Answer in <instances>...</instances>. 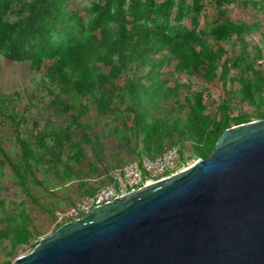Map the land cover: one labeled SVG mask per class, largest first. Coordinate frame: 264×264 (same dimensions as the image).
<instances>
[{
	"label": "trees",
	"instance_id": "trees-1",
	"mask_svg": "<svg viewBox=\"0 0 264 264\" xmlns=\"http://www.w3.org/2000/svg\"><path fill=\"white\" fill-rule=\"evenodd\" d=\"M18 1L21 5L14 9L16 0H0V56L11 62H29L49 88L60 91L61 95L50 104L68 118L62 133L71 143L67 150L75 160L84 155V143L90 142L86 116L91 102L99 111H116V107L126 105L146 154L164 153L170 147L167 142L173 141L176 134L182 145L187 143L192 148L197 159L212 154L225 130L251 122L253 117L264 118L251 83L239 72L236 78L241 101L253 107L255 114L231 118L229 106L223 102L225 113L219 121L205 114L207 106L201 93L186 96L181 93L183 86L168 87L163 80V69L174 61H178L176 70L196 72L210 82L225 79L232 69H241L244 58L232 64L221 42L242 35L246 25L222 23L199 32L183 25L188 18L194 28L199 26L201 0H194L190 8L184 7L183 0H93L83 9L87 18L70 7V0ZM231 3L216 0L218 8ZM209 37L215 44L208 42ZM129 65L147 70L148 84L134 78L121 86L119 77ZM18 100V93L0 94V117L16 128L26 169L45 173V158L64 142L56 132L21 134L19 127L26 117L17 108ZM163 105H170L175 114L159 118L157 113ZM73 126L82 130L81 137L75 138ZM48 139L57 144L51 146ZM183 151L179 150L180 158H184ZM12 168L22 177L17 165L12 164ZM67 174L74 175L70 170ZM11 212L16 219L10 217L7 227L0 230V241L8 240L13 249L30 245L33 233L22 226L25 223L20 221L18 211Z\"/></svg>",
	"mask_w": 264,
	"mask_h": 264
},
{
	"label": "rangeland",
	"instance_id": "rangeland-1",
	"mask_svg": "<svg viewBox=\"0 0 264 264\" xmlns=\"http://www.w3.org/2000/svg\"><path fill=\"white\" fill-rule=\"evenodd\" d=\"M92 1L70 0V7L81 11L87 18L83 9ZM157 1L160 3L166 0ZM175 1L178 3L182 0ZM183 1L184 7L190 8L194 0ZM20 5L21 2L16 0L14 9H18ZM201 5L202 11L197 15L199 26L194 28L188 18L183 21V25L198 32L222 23L246 25L247 29L242 35L221 42L229 51L232 64L237 58H244L240 62L241 69H232L225 79L210 82L196 72L176 70L178 61H174L169 68L163 69V80L168 87L175 84L183 86L181 93L186 96L193 97L201 93L203 103L207 106L205 114L219 121L225 113L223 102L229 106L231 118L244 113L253 116L255 114L253 107L241 101V86L236 78L239 72V75L251 83L254 98L264 113V0H232L231 4L223 5L222 8L217 7L216 0H201ZM176 12L175 9L173 16ZM208 42L215 44L212 37L208 38ZM249 65L253 66L250 68ZM261 70L262 74L258 72ZM146 73L147 70H138L129 65L120 75L119 84L124 86L134 78L148 84ZM15 93L19 94L17 108L26 117L20 124V133L28 136L36 135L40 131L56 132L61 136L64 145L48 139L51 146H58L51 153L55 155L48 154L44 160L46 172L27 170L23 164L16 128L0 117V149L4 151H0V230L7 227L10 217L16 219L11 211H18L20 221L25 223L22 226H26L33 233L30 245L16 249L11 247L8 240L0 241V264H13L19 257L30 252L34 244L60 228L62 221L57 216L60 212H68L96 184L109 183L115 169L138 162L141 155L146 154L142 141L136 137L133 115L126 105L116 107V111H99L96 104L91 102L86 116V133L90 142L84 143V155L75 160L67 150L71 143L62 133L68 126V118L50 104L57 95H61L60 91L49 88L43 75L33 71L29 62H11L0 56V94ZM157 114L159 118H163L167 115L171 117L175 113L171 111L170 105H163ZM255 120L258 119L253 117L252 121ZM71 131L75 138L82 136V130L77 126H73ZM179 138L175 134L173 141L167 142V145L184 149V158H180L181 172L193 166L198 159L193 157L192 148L187 143L182 145ZM151 155L156 154L153 152ZM12 164L21 169L22 177L15 172ZM67 170L72 171L73 177H69Z\"/></svg>",
	"mask_w": 264,
	"mask_h": 264
},
{
	"label": "water",
	"instance_id": "water-1",
	"mask_svg": "<svg viewBox=\"0 0 264 264\" xmlns=\"http://www.w3.org/2000/svg\"><path fill=\"white\" fill-rule=\"evenodd\" d=\"M13 264H264V118L208 158L63 224Z\"/></svg>",
	"mask_w": 264,
	"mask_h": 264
},
{
	"label": "built area",
	"instance_id": "built-area-1",
	"mask_svg": "<svg viewBox=\"0 0 264 264\" xmlns=\"http://www.w3.org/2000/svg\"><path fill=\"white\" fill-rule=\"evenodd\" d=\"M180 165L179 149L176 147H169L164 153L155 156L143 154L138 162L115 169L109 183L96 184L91 193L81 198L68 212H60L58 219L61 223H67L82 218L96 207L177 174Z\"/></svg>",
	"mask_w": 264,
	"mask_h": 264
}]
</instances>
